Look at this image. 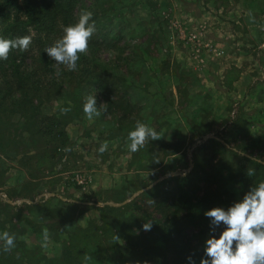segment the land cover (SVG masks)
<instances>
[{"label": "trees", "instance_id": "obj_1", "mask_svg": "<svg viewBox=\"0 0 264 264\" xmlns=\"http://www.w3.org/2000/svg\"><path fill=\"white\" fill-rule=\"evenodd\" d=\"M79 4L83 7L82 0H0V37H32L27 51L13 49L6 61L0 60V154L8 160L18 158L31 177L44 175L46 171L51 186L58 182L52 177L65 172L62 167L65 157L59 153L71 148L64 129L74 115L62 117L59 110L46 114V103L63 96L69 86L87 85L101 94L105 102L103 115L110 113L116 119L117 132H121L135 130L139 111L145 109L136 99L128 100L125 82L131 84L129 88L139 98L148 95L139 87L141 81L128 72L116 76L107 69V64L102 67L97 57L99 50L111 45L110 34L102 32L108 28L103 17L106 11H101L103 16L99 18L103 25L96 27L99 37L96 32L95 36L93 34L87 54L80 56L77 70L68 71L63 65L54 67L55 61L44 49L62 36L64 27L78 22ZM100 16L93 13L92 20L95 22ZM173 66L167 59L159 65L161 70L168 67L172 78H179ZM177 70H180L179 64ZM239 76L240 70L230 67L223 75L222 85L232 88ZM128 106L135 112L128 111ZM137 106L140 108L135 109ZM126 118L130 123H123ZM159 124L164 133L160 140L148 141L146 166L138 165L137 170L151 171L157 165L160 167L163 159L183 155L187 148L188 140L182 134L179 136L177 129L169 133V123ZM209 133L210 130L198 133L196 138L201 140ZM230 140L206 139L196 151H207L208 155H203L188 172L170 176L153 186L136 188L125 197L114 193L106 200L107 197H101L98 192L94 193L98 200L93 206L68 203L60 207L62 201L53 196L46 200L41 198L35 204L15 206L11 212L0 211L3 216H0V234L8 231L16 236L10 253L2 251L0 242V264H190L189 256L195 264H200L206 240L211 235L219 238L226 227L221 224L213 232L212 218L204 213L218 207L227 210L242 201L253 186L264 182V163H257L252 155L247 157L230 149L233 144ZM228 155L234 162L227 161ZM249 169L254 171L253 176L247 174ZM232 186H238L239 190H232ZM26 193L23 199L29 197L30 191ZM109 194L104 192V195ZM36 195L29 200L33 202ZM100 199L103 203L96 206ZM108 200H113L114 204L129 201L110 206L106 204ZM51 201L57 204L51 206ZM90 209L96 216L89 219L86 226L67 225ZM45 215L51 222L40 223V216ZM146 222L152 223L150 231L143 229ZM41 227L47 228L49 239L60 245L53 256L44 254L36 243L27 245L26 233L43 234ZM85 255L91 259L85 261Z\"/></svg>", "mask_w": 264, "mask_h": 264}, {"label": "rangeland", "instance_id": "obj_2", "mask_svg": "<svg viewBox=\"0 0 264 264\" xmlns=\"http://www.w3.org/2000/svg\"><path fill=\"white\" fill-rule=\"evenodd\" d=\"M224 1L82 0L83 7L79 4L76 14L80 15L82 10L87 9L100 13L101 16L95 20L97 28L103 25L99 23V18L103 16L101 11H106L103 17L108 28L102 32L110 34L111 45L108 49L103 46L99 50L97 57L102 61V67L107 64V69L116 76L120 72H128L141 81L139 87L148 93L139 98L129 88L131 84H124L129 91L128 100L136 99V102L145 105L137 119L154 128L160 137L164 131L159 123H169V133L177 129L178 135L185 136L188 142L183 155L163 159L162 165L151 171L137 170L138 165L146 166L145 152L150 143L131 153L127 146L131 130L117 132L116 119L110 113L103 115L101 109L99 117L92 121L86 118L83 112L85 97L93 95L97 107H105L101 94L84 84L69 86L65 89L67 93L44 105L46 114L59 110L62 117L74 115L64 129L71 148L59 153L66 161L62 165L65 180L74 173L90 179L93 170L101 169L103 178H111L113 190L107 196L104 192L108 191L94 190L90 184L88 191L83 193L64 180L65 188L60 191L62 199L70 198L84 207L93 206L98 200L94 193L99 192L107 200L114 193L119 197L129 195L136 188L153 186L170 176L186 173L208 153L196 151V148L210 138L221 142L231 139L233 144L230 149L247 157L252 155L264 163V47H261L264 45V0ZM95 32L99 37L97 29ZM190 33L198 34L202 42L210 45L208 53H212V59L208 60L209 65L205 69L203 66L201 70L196 68L203 64L192 58L194 45L185 42L184 38ZM206 53H203V58ZM120 59L124 60L120 62ZM164 59L174 64L173 70L176 68L175 74L179 78H172L168 67L161 70L159 65ZM178 64L180 70H177ZM234 64L242 74L232 88H227L222 85L223 75ZM118 65L119 68H116ZM115 92H118L117 89ZM64 107L70 111L65 113ZM130 121L126 118L123 123ZM206 130L210 133L198 140L196 135ZM103 142L108 143V148L101 154L98 149ZM224 158L221 156V159ZM226 159L234 162L229 155ZM7 161L0 154V178L2 169L9 163ZM231 189L237 192L239 187L232 186ZM139 192L132 194L136 196ZM102 201L100 199L96 206H100ZM128 201L114 204L113 200H108L106 204L120 206ZM95 216V211L90 209L78 222L84 227ZM26 240L29 241L27 245L32 246L33 241ZM42 248L43 253L53 256L60 245L47 244L46 248Z\"/></svg>", "mask_w": 264, "mask_h": 264}, {"label": "clouds", "instance_id": "obj_3", "mask_svg": "<svg viewBox=\"0 0 264 264\" xmlns=\"http://www.w3.org/2000/svg\"><path fill=\"white\" fill-rule=\"evenodd\" d=\"M91 11L82 10L78 22L63 28V34L51 46L46 47L44 52L51 60L55 61L54 67L63 65L68 71H76L81 55H86L89 41L96 31L95 22L92 20ZM90 21H92L90 23ZM32 43V37L23 36L15 39H5L0 37V60H7L10 51L18 49L27 51ZM264 47V45H261ZM60 73L57 72V75ZM104 105L97 107L96 97L88 95L85 97L83 112L89 121L101 115ZM70 109L65 108L64 112ZM160 134L145 123L137 120L135 130L128 133V150L135 153L143 148L146 143L160 140ZM108 143L103 142L98 151L103 154L107 151ZM257 163L260 161L253 157ZM247 174L254 175V171L249 169ZM206 217L212 218V231L215 232L221 224L226 227L219 238L211 235L206 240L204 248V258L200 264H264V182L253 186L243 197L242 201L234 203L227 210L214 208L204 213ZM151 222L143 225L145 231H150ZM45 243L47 247L49 239L48 229H43ZM16 236L4 231L0 234V242L3 243L2 251L10 253L15 247ZM91 257L85 255L87 261ZM190 264H195L191 256L188 257Z\"/></svg>", "mask_w": 264, "mask_h": 264}, {"label": "crops", "instance_id": "obj_4", "mask_svg": "<svg viewBox=\"0 0 264 264\" xmlns=\"http://www.w3.org/2000/svg\"><path fill=\"white\" fill-rule=\"evenodd\" d=\"M211 54L212 53H206L205 58L203 59L204 63L202 62L203 65H201V67H196V68L200 70L202 69V66H203V69L207 68L209 65L207 64L208 60L212 59ZM196 66H199V65H196ZM235 67L238 68L237 65H235ZM241 74L242 72H240V75ZM234 83L235 82H233L232 85H234ZM7 163L8 164H6L5 167L1 171L2 177L0 178V211L8 210L11 212L14 210L15 206H21L22 204H27V205L35 204L41 198H44V200H46L49 197H53V196H55L57 199L62 201L59 205L60 207H65L68 203H76L75 201L70 200V198L62 199L63 197L60 191L62 192L63 189L65 188V185H64L65 174L64 173H61V174H58L52 177V178L57 179L58 182L55 184V186H51L48 183L51 178L49 177L46 171H44V175L31 177L28 175L27 168L21 166L18 158L16 160H9L7 161ZM13 171H14V174H12ZM92 173L93 174L90 175V184L94 190H98V191L106 190L108 192H111V190H113L112 188L113 185L110 180L111 178H109V180L103 178V175H102L103 171L101 169L93 170ZM27 191H30V193H28L29 197L26 199H23L22 195H24ZM33 195L34 196L36 195V197L32 202L29 200V198ZM51 202H52L50 203L51 206L57 204L55 201H51ZM0 216L3 217L2 214ZM81 216H83V214L75 217L72 220V222H70V224H67V225H71L73 223L75 225L81 226L78 222ZM40 217H42L40 218L41 220L40 223L51 222L49 218H47L46 215L44 217L43 216H40ZM31 219H35V218H31ZM41 230L43 233V227H41ZM26 235L27 237H29V239L33 241L32 242L30 240V242L36 243L37 245H39L40 250L43 252L44 248H42V244L45 243L43 234L37 235V234H33V232L32 233L27 232ZM47 244L57 245V243L53 242L50 239H48Z\"/></svg>", "mask_w": 264, "mask_h": 264}, {"label": "built area", "instance_id": "obj_5", "mask_svg": "<svg viewBox=\"0 0 264 264\" xmlns=\"http://www.w3.org/2000/svg\"><path fill=\"white\" fill-rule=\"evenodd\" d=\"M201 28H203V27H201ZM184 39H185V42L187 44L194 45V48H193L194 51H193L192 58L201 64L203 62V59H204L203 53L204 52H207V53L210 52V49H209L210 45L208 43L202 42V40H200L198 34L190 33ZM196 46H198V47H196ZM66 180L69 181L71 184L75 185L83 193L87 192L89 187H90V179H88V177L80 175L78 173H74L69 178L66 177Z\"/></svg>", "mask_w": 264, "mask_h": 264}]
</instances>
